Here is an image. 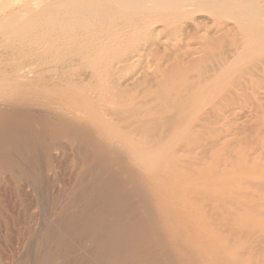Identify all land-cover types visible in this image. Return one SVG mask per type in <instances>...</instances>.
I'll return each instance as SVG.
<instances>
[{
    "label": "bare ground",
    "instance_id": "1",
    "mask_svg": "<svg viewBox=\"0 0 264 264\" xmlns=\"http://www.w3.org/2000/svg\"><path fill=\"white\" fill-rule=\"evenodd\" d=\"M26 3L31 19L0 18L20 51L0 60V151L54 119L49 142L95 181L75 178L25 263L264 264V0ZM25 51L39 71L20 72Z\"/></svg>",
    "mask_w": 264,
    "mask_h": 264
},
{
    "label": "rangeland",
    "instance_id": "2",
    "mask_svg": "<svg viewBox=\"0 0 264 264\" xmlns=\"http://www.w3.org/2000/svg\"><path fill=\"white\" fill-rule=\"evenodd\" d=\"M26 1L35 2L38 0H0V18H2L3 16H6L9 18L8 20H10V18H11V20H13L12 19V18H14V17H12V16H14L13 14H17L18 12H21L25 8L29 7L28 8L29 14L24 15L23 18L26 20L31 19L32 15L35 13L36 10L29 12V9H31L33 6H28ZM12 12H14V13H12ZM9 15H11V16H9ZM24 19H22V21H24ZM16 51L20 52L18 50H14V51L12 50L13 53L12 52L10 53L7 51L6 48H3L1 43H0V60L7 58L9 54H17ZM26 52L27 51L22 52L25 55L21 56V58L19 60H17L18 61L17 67L19 66V68L20 67L24 68V69H22L24 71L20 70V72L21 73L23 72V74H25V73L28 74V72L31 73L34 71H39L42 67V63H41L39 57H36L35 55L28 53V52L26 53ZM29 55H30V57H29ZM2 63L3 62L0 63V67H1V65H3ZM20 63H21V65H20ZM40 63H41V65H40ZM25 120H26L27 124H29V125H30V123L32 124L31 118H26ZM46 121H48V120H45V123H44L45 125L43 124L44 128L43 129L41 128L43 131L40 129L39 134H37V136H32L33 139H31V138L27 139L26 144H24L26 147L28 146L27 148H25V146H24V147H22L23 149L20 148L18 150H15V149H11V148L7 147V148H4L3 150L0 151V179H2V181L0 180L1 181L0 185L2 188H4V189H2L0 187V189L5 190V192L4 191L2 192V196H0V201H1L0 202V210L4 211V214L2 215V217H1L2 219L0 221V229H1L0 234H2L4 232L3 237H6V239H8L7 236H9L10 237L9 241H11V239H15L13 242L11 241L13 243V246L17 245L16 247H14V249L15 248H16V250L19 249L22 251V253H24V254H20L21 259L18 258L19 256H17V258L19 260L16 259V257L14 258V264H15V262H17L18 264H21V263L23 264V262H24V264H26L25 262H26V259L28 258V256L29 255H30L29 257H31L32 255L34 256L36 252L38 255H40L39 251L41 252V250H39L40 249L39 247H42L41 244H43V241H44L43 235H45V233H46V231H45L46 228H44V227L46 226L48 228V226H50L52 224L50 219L55 220V219H57L56 215H60L59 209L61 211V209L63 208V204H64L62 202L63 201L62 198H64V196L68 193L69 190L71 192V189H69V188L73 187L74 182L77 180L75 178H79L81 175L86 176L88 173V175H90V177L88 178V180L85 178L87 181V184L90 185V183H93L95 181V177H94L93 173L91 174L89 171H87L86 167L81 166V164H79L77 162V160H75L76 159L75 157H77V151L74 152L76 150V147H74V146H76V145H73L74 148L71 145V147L69 148L70 150L67 149L63 153H61L62 151H59V150L53 148L52 142L50 143L49 139H55L56 137L59 136V134L61 135L62 129L57 124H55L54 119L49 120L48 123ZM34 126L37 127V125L33 122L32 127H34ZM57 127L60 128V130ZM39 138L41 140H44V141L46 140V141L45 142L40 141ZM47 142L49 144H51V146ZM53 145H54V143H53ZM66 161H67V163H66ZM75 161L77 162V164ZM77 167H78V169H77ZM76 169L78 171H76ZM85 169H86V171H85ZM74 171H76L75 172L76 174L74 173ZM82 172H83V174H82ZM77 174H79V175L76 176ZM71 177L74 178V180ZM86 177H88V176H86ZM22 179H24L25 181L28 180L27 183ZM62 180H63V182H62ZM10 182L12 185L10 184ZM71 182H72V184H71ZM4 185H5V187H3ZM67 185H68V187H67ZM20 187H21V189H20ZM7 188L9 189V191ZM64 188L65 189L67 188V189L65 190ZM11 190L13 192L16 191V194H18V196H17L18 200L13 201L11 199V196L9 194ZM63 191H65V192H63ZM55 192H56V194L58 193L57 196H56ZM4 193H6V194H4ZM61 196H63V197H61ZM17 202H19V203H17ZM33 202H35V204H33ZM54 202H55V204H54ZM56 203H59V204H56ZM17 204H18V206H17ZM13 205H15V208L19 207L18 209H16L17 212H16L15 208L13 207ZM57 205L59 206V208ZM15 213H17V214H15ZM49 213H50V215H49ZM54 213H56V214H54ZM7 215L10 217L8 218ZM13 215L16 217H14ZM45 216H46V218H45ZM28 217H29V219H28ZM4 218H6V219H4ZM15 219H16L17 223H16ZM11 220H12V222H11ZM41 220H43V221H41ZM8 222H10V224ZM32 224H35V225H32ZM36 226L39 228H37ZM32 229H33V231H32ZM23 230L24 231L26 230V231L24 232ZM36 230L37 231L39 230V232H37L38 235L36 234ZM10 231L12 233H10ZM33 232H34V235H33ZM8 233H10L12 236L9 235ZM26 233H27V236H26ZM35 234L37 235L36 237H35ZM28 235L29 236L31 235L32 237L30 236L31 237L30 238ZM3 237H2V240H4ZM40 239H41L42 243H40L38 241ZM17 240L20 241L19 243L17 242L18 244L15 242ZM30 240L32 241L33 244H31ZM19 244H20V247L22 249L19 248ZM24 244H26V245L24 246ZM52 247L49 249V251H51V253H54L56 251V249H54V248H56V247L55 246H52ZM28 250H29V255H28ZM33 252H35V253H33ZM26 253L28 256L26 255V257H25ZM30 253H33V254H30ZM37 254H36V256H38ZM23 256H24L25 260L23 259ZM7 261L8 260L6 259V262ZM8 263H10V261H8Z\"/></svg>",
    "mask_w": 264,
    "mask_h": 264
}]
</instances>
